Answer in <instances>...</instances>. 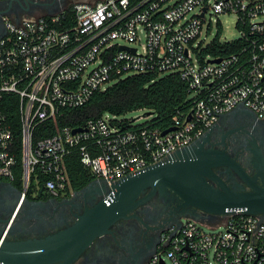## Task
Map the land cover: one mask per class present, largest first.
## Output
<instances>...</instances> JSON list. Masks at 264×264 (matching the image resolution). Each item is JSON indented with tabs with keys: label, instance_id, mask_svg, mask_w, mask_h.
<instances>
[{
	"label": "built area",
	"instance_id": "1",
	"mask_svg": "<svg viewBox=\"0 0 264 264\" xmlns=\"http://www.w3.org/2000/svg\"><path fill=\"white\" fill-rule=\"evenodd\" d=\"M25 3H43L54 14L6 18L0 36V183L12 185L21 171V203L43 193L72 195L67 158L74 151L93 182L109 185L191 146L237 107L264 120V21L256 22L264 18V0ZM226 15L236 16L239 37L217 41H241L243 48L206 53L215 40H208L212 24L221 32ZM140 75H177L188 85L192 104L169 128L152 127L153 114H104L81 132L63 127L35 140L37 127ZM148 264H264V215L236 212L213 223L184 218L164 231Z\"/></svg>",
	"mask_w": 264,
	"mask_h": 264
},
{
	"label": "flooded vegetation",
	"instance_id": "2",
	"mask_svg": "<svg viewBox=\"0 0 264 264\" xmlns=\"http://www.w3.org/2000/svg\"><path fill=\"white\" fill-rule=\"evenodd\" d=\"M27 0H0V36L5 30V19L20 20L28 15H45L50 10L45 4L21 8ZM204 149L221 151L234 159L257 184L264 185V120L240 106L221 116L204 137ZM227 167L214 169L228 175ZM233 179L250 191L232 170ZM72 195L53 198L43 193L32 204L20 201V196L8 183H0V233L11 228V238L45 236L75 224L88 209L94 208L106 194L91 193L88 189ZM143 200L125 219L109 227V232L96 239L77 264H148L160 247L164 231L184 218L213 223L218 216L183 206L171 191L152 194V187L139 196Z\"/></svg>",
	"mask_w": 264,
	"mask_h": 264
},
{
	"label": "water",
	"instance_id": "3",
	"mask_svg": "<svg viewBox=\"0 0 264 264\" xmlns=\"http://www.w3.org/2000/svg\"><path fill=\"white\" fill-rule=\"evenodd\" d=\"M30 1L27 0L25 4ZM21 8L29 7L22 4ZM52 14L54 11L49 10L46 15ZM172 130L174 128L166 130L163 135ZM81 131L79 128L73 133ZM207 133L191 146L175 151L164 162L150 166L143 172L109 185L91 182L86 189L91 193H105L106 196L72 226L45 236L15 239L10 237L9 225L5 226L0 233V264H77L96 239L108 233L109 227L125 219L143 201L138 198L149 187H152V194L158 188L161 192L171 191L183 206L204 213L220 216L239 212L263 216L264 185H258L256 178L249 177L226 153L205 150L204 137ZM223 166L229 169L226 180L222 174L214 171ZM232 170L250 191L238 183H227L233 179ZM11 187L19 194L16 188Z\"/></svg>",
	"mask_w": 264,
	"mask_h": 264
},
{
	"label": "trees",
	"instance_id": "4",
	"mask_svg": "<svg viewBox=\"0 0 264 264\" xmlns=\"http://www.w3.org/2000/svg\"><path fill=\"white\" fill-rule=\"evenodd\" d=\"M217 36L206 53L229 55L243 48L241 41L221 44ZM188 85L177 75H167L155 78L152 75L130 76L113 84L105 92L96 93L82 107L67 109L57 122H49L36 128L35 140L50 137L58 129L69 127L77 129L85 126L90 120H97L104 114L122 117L128 113L144 110L146 114L154 115L150 121L152 127L165 130L172 124V118L178 111H187L192 102L189 99ZM127 120V119H126ZM16 136L20 128L15 127ZM67 166L74 191L81 190L93 182L94 178L81 164L80 155L74 151L67 158ZM18 191L21 190V171L17 173L12 183Z\"/></svg>",
	"mask_w": 264,
	"mask_h": 264
},
{
	"label": "rangeland",
	"instance_id": "5",
	"mask_svg": "<svg viewBox=\"0 0 264 264\" xmlns=\"http://www.w3.org/2000/svg\"><path fill=\"white\" fill-rule=\"evenodd\" d=\"M81 1H87V0H81ZM90 2H98L100 0H88ZM220 21L222 22V31L219 32L218 27L215 23L212 24L211 29L209 30L208 34V40H213L217 36H220L221 41H231L233 39H236L239 37V32L235 28V23H236V16L235 15H230V16H221ZM264 21L263 17L257 18L256 22H262ZM123 44H126L125 42H122ZM146 113L145 111H139V112H132L128 113L122 118L130 120L136 115H144ZM205 231L209 232L207 228H204ZM222 228L217 229L215 233L221 232Z\"/></svg>",
	"mask_w": 264,
	"mask_h": 264
}]
</instances>
